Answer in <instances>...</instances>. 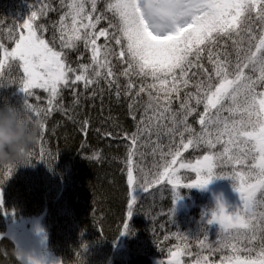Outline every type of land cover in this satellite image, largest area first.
Returning <instances> with one entry per match:
<instances>
[{
    "label": "trees",
    "instance_id": "16d2710c",
    "mask_svg": "<svg viewBox=\"0 0 264 264\" xmlns=\"http://www.w3.org/2000/svg\"><path fill=\"white\" fill-rule=\"evenodd\" d=\"M135 1L83 0L79 21L74 0H0V264H29L36 231L48 264H192L234 245L264 258V155L253 235L226 233L196 187L207 164L251 169L199 139L228 85L251 79L264 100V0H209L208 19L157 50ZM27 29L64 65L55 90L26 88Z\"/></svg>",
    "mask_w": 264,
    "mask_h": 264
},
{
    "label": "rangeland",
    "instance_id": "374dc122",
    "mask_svg": "<svg viewBox=\"0 0 264 264\" xmlns=\"http://www.w3.org/2000/svg\"><path fill=\"white\" fill-rule=\"evenodd\" d=\"M208 1L136 0L141 19L137 34L141 42L157 50L166 40L178 37L186 29L204 22L209 18ZM82 4L83 0H74L73 3L72 10L79 21L84 16ZM27 30L30 32L29 36L20 41L15 50L23 63L26 88L44 87L55 90L64 81V65L57 55L34 37L30 29ZM261 67L264 71V57ZM254 92V81L247 78L234 86L225 87L219 95L226 94L229 103L220 109L219 116L209 122L199 139V145L203 147L216 148L222 145L219 153L228 163L236 166L250 164L249 171L221 177H213L207 164L202 168L200 184L196 186L203 197L209 195L213 198L210 202L211 213H216L222 220L224 230L230 235L240 232L254 234L248 201L251 192L262 187L259 166L264 155V100H255ZM36 232V241L39 243L36 242V245H31L32 249L23 251L22 256H28L30 249L33 251L31 261L37 255L43 264H47L46 259L38 256V250L43 247V238L40 231ZM233 248L236 254H227L224 260L198 259L192 264H264L263 256H247L238 246L234 245ZM155 251L161 256L169 254L168 251L164 253L160 246ZM31 264L41 263L34 260Z\"/></svg>",
    "mask_w": 264,
    "mask_h": 264
},
{
    "label": "bare ground",
    "instance_id": "6f19581e",
    "mask_svg": "<svg viewBox=\"0 0 264 264\" xmlns=\"http://www.w3.org/2000/svg\"><path fill=\"white\" fill-rule=\"evenodd\" d=\"M31 249H32V248H31ZM32 252H33V251L30 250V252H29L28 256H26V258H29V259H30V256H31V253H32ZM38 254L41 255L40 258H43V259H46V261H49L48 256L45 257L42 253H38ZM47 264H48V263H47Z\"/></svg>",
    "mask_w": 264,
    "mask_h": 264
},
{
    "label": "flooded vegetation",
    "instance_id": "af4514ba",
    "mask_svg": "<svg viewBox=\"0 0 264 264\" xmlns=\"http://www.w3.org/2000/svg\"><path fill=\"white\" fill-rule=\"evenodd\" d=\"M38 256L40 257L41 255L38 254ZM27 260H28L29 264H31L32 261H34V260H37L39 263L43 264L41 259L37 258V255H34V259L32 261L29 258Z\"/></svg>",
    "mask_w": 264,
    "mask_h": 264
}]
</instances>
